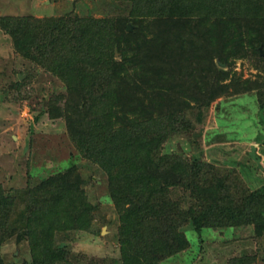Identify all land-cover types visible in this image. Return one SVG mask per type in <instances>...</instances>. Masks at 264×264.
I'll use <instances>...</instances> for the list:
<instances>
[{"label": "trees", "instance_id": "obj_1", "mask_svg": "<svg viewBox=\"0 0 264 264\" xmlns=\"http://www.w3.org/2000/svg\"><path fill=\"white\" fill-rule=\"evenodd\" d=\"M129 1L130 11L117 25L118 59L112 51L98 50L99 39L87 35L68 39V44L66 32L59 36L60 45L49 51L45 34L55 18L0 16L1 30L11 37L19 58L62 82L63 90L54 88L43 98V109L51 118L62 117L77 151L106 172L120 220L122 264H149L187 248L188 224L199 236L204 228L250 224L260 234L264 184L250 189L238 171L209 175L201 163L197 178L182 180L191 201L179 211L166 194L173 181L157 172L188 170L160 153L169 134L190 128L185 111L238 88L236 73L215 57L228 65L236 57L248 55L256 65L264 58V0ZM127 20L136 24L133 30L126 29ZM136 59L141 63L128 72ZM15 70L4 92L21 97L17 91L30 74L22 79ZM259 86L263 106L264 79ZM83 181L71 162L48 175L36 191L26 188L7 195L0 183V241L13 233L26 236L30 264L67 260L68 243L56 233L88 229L96 208L85 197ZM11 214L22 218L18 229L9 223ZM144 218H150L146 223L154 226L156 235L144 229Z\"/></svg>", "mask_w": 264, "mask_h": 264}, {"label": "rangeland", "instance_id": "obj_2", "mask_svg": "<svg viewBox=\"0 0 264 264\" xmlns=\"http://www.w3.org/2000/svg\"><path fill=\"white\" fill-rule=\"evenodd\" d=\"M130 5L129 0H0V16L55 18L45 34L49 51L60 45L59 36L66 32V42L86 35L99 39L98 50L112 51L118 59L117 25L128 15ZM128 22L133 30L136 24L127 20L126 26ZM215 61L236 73L238 88L230 87L207 105L189 107L185 113L191 121L190 128L169 134L160 147L162 155H170L175 162L188 167L185 173L157 172L173 181L166 194L179 211L186 210L191 201L190 190L182 180L197 178L201 163L209 175L238 171L250 189L264 184V105H260L257 95L264 79V58L258 65L248 55L236 57L229 65L220 61L219 56ZM139 62L141 59L133 60L126 70L134 72ZM12 68H16L18 76L23 74L22 79L30 74L29 81L17 91L22 93L21 97L4 92L13 76ZM54 88L63 90L60 79L49 70L21 60L11 37L0 27V183L7 195L21 194L26 188L36 191L48 175L75 163L84 179L81 186L85 197L96 208L88 229L72 227L56 233L58 239L65 237L69 250L67 260L55 264H122L120 220L108 190L106 172L77 151L66 132L64 119L51 118L43 109V98ZM151 124L154 125L153 120ZM11 213L14 214L13 210ZM12 214L9 223L18 229L22 218L18 220ZM149 219L144 218L142 226L156 235L154 226L146 223ZM185 231L190 246L149 264H238L240 260L243 264H264V231L256 233L252 224L204 228L200 236L188 224ZM17 235L1 239L2 264H30L26 236Z\"/></svg>", "mask_w": 264, "mask_h": 264}, {"label": "water", "instance_id": "obj_3", "mask_svg": "<svg viewBox=\"0 0 264 264\" xmlns=\"http://www.w3.org/2000/svg\"><path fill=\"white\" fill-rule=\"evenodd\" d=\"M126 28H127L128 30H131V24H130V22L127 23ZM221 64L224 65V62H222ZM22 76H23V74H22V75H19V78H22Z\"/></svg>", "mask_w": 264, "mask_h": 264}]
</instances>
